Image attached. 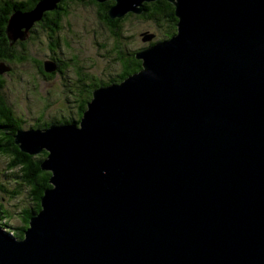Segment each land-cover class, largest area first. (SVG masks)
<instances>
[{"label":"water","instance_id":"obj_1","mask_svg":"<svg viewBox=\"0 0 264 264\" xmlns=\"http://www.w3.org/2000/svg\"><path fill=\"white\" fill-rule=\"evenodd\" d=\"M58 1L14 11L9 38ZM114 1L120 18L155 0ZM168 1L178 31L139 71L79 123L16 133L52 186L24 237L0 223V264H264V0Z\"/></svg>","mask_w":264,"mask_h":264},{"label":"trees","instance_id":"obj_2","mask_svg":"<svg viewBox=\"0 0 264 264\" xmlns=\"http://www.w3.org/2000/svg\"><path fill=\"white\" fill-rule=\"evenodd\" d=\"M39 0H0V155L7 158L5 181L2 180L0 175V223L4 227H8L10 221V212L5 204L6 197L8 199L17 197L24 191L30 197V204L21 206L19 214H21L20 223L17 226L11 227L9 231L19 239L24 237V230L30 227V219L32 215L37 214L42 208V197L45 189L52 186L50 183L51 172L44 170L41 167V162L47 157L48 151L43 150L38 154H29L23 152L19 145L16 143V133L18 130L23 129V117L16 111L14 103L10 102L7 94L4 92L6 86L5 74H12L17 66L24 64L28 60L34 64L35 69L45 79H51L55 76V70H46V60L31 56L27 48V40L17 39L12 40L8 36L7 25L10 16L16 10L28 11L33 9ZM76 1L81 5L93 3L99 6V17L107 21H115L110 25L114 30L115 50L114 63L121 69V76L125 79L127 76L139 71L142 68V60L136 57L134 49L128 48L123 40V33L121 32L123 23L129 18L132 12L120 18H112L108 9L111 5L115 4L114 0H106L99 2L97 0H59L52 10L44 12L42 19L36 21L30 29L29 36L33 39L34 34H39L41 31L45 32L49 39V49L55 51L57 48H62V45L70 47L71 41V20L70 10L71 2ZM145 10L140 15L149 20L155 21L157 24L164 26V37L170 38L178 31L177 23L178 17L176 16V7L168 0H155L144 3ZM101 15V16H100ZM122 26V27H121ZM119 28V30H118ZM28 39V40H29ZM31 39V40H32ZM62 53H65L61 49ZM112 51V52H113ZM57 58V56H55ZM74 64V75L80 85H85L84 88L76 90L74 94L76 98V119L67 118H54L50 121L45 119V110L39 113L37 117L38 123L31 127L47 128L52 123L57 122H77L81 121L84 111L88 108V103L93 97V91L96 86L100 84L101 76L93 73H88L83 76L80 66L75 63L77 55L71 54L70 57ZM66 64V63H65ZM7 180V181H6ZM15 180V181H14ZM16 186H14V183ZM8 183V185H7Z\"/></svg>","mask_w":264,"mask_h":264},{"label":"rangeland","instance_id":"obj_3","mask_svg":"<svg viewBox=\"0 0 264 264\" xmlns=\"http://www.w3.org/2000/svg\"><path fill=\"white\" fill-rule=\"evenodd\" d=\"M70 5L69 18L72 29L69 38L71 44L70 47L62 45L61 49L65 53H62L60 48H57L54 52L51 51L48 47V36L43 31L32 35V40L29 39V31L24 38V40H27L30 55L46 60V63L55 69V76L51 79H45L29 60L17 66L12 74H5L6 86L4 92L10 102L14 103L16 111L23 117V129L36 125L38 123L37 117L42 110H45L46 113L44 120L50 121L54 118L76 119L77 101L74 96L76 92L71 93L70 91L71 83L78 78L74 75L76 66L72 64L67 67L65 64L72 53L77 55L75 64L82 68L83 76L93 73L107 78L109 75L118 72L119 66L111 60L115 55V50L113 52L111 50L115 45L114 35L108 26L103 28L97 6L93 3L81 5L76 1L71 2ZM140 15L132 12L123 23V27L121 26V32L124 36L121 40L122 44L126 43L129 49H134L137 52L165 39L164 26ZM146 35H154L152 41L144 40ZM107 85L110 84L100 85L97 88ZM6 165L7 158L0 155V175L3 181L6 179ZM15 186L16 183L11 187L14 188ZM30 202V197L26 191L17 197L10 199L6 197L5 204L11 214L9 225L6 227L8 231H11V227L20 223L22 217L19 214L21 206L29 205Z\"/></svg>","mask_w":264,"mask_h":264},{"label":"flooded vegetation","instance_id":"obj_4","mask_svg":"<svg viewBox=\"0 0 264 264\" xmlns=\"http://www.w3.org/2000/svg\"><path fill=\"white\" fill-rule=\"evenodd\" d=\"M97 6V12H98V10L100 9L99 8V6L98 5H96ZM98 14H99V12H98ZM101 16V15H100ZM102 19V21H101V23H102V26H103V28L106 26H108L109 27V29L112 31V33H114V30H112L111 28H110V25H112L113 23L115 24V21L114 20H112V21H107V20H105V19H103V18H101ZM105 24V25H104ZM112 51H113V48L111 49ZM112 61H114V58L113 59H111ZM66 62V66L67 67H69V63H71V62H73L72 60H71V58H69L67 61H65ZM59 67L62 69V67H61V65L59 64ZM68 69V68H67ZM120 72H121V69H120V67H118V72L116 73V74H114L113 73V75H109L107 78H104V77H102L101 76V82H100V84L98 85V86H100V85H104V84H111V83H118V82H120V81H122L124 78L121 76V74H120ZM84 86L85 85H80V84H78V82L77 81H73L72 83H71V85H70V91H71V93L72 92H76V90L78 89H80L79 87H81L82 89H87L88 87H86V88H84ZM98 86H96L94 89H96ZM78 87V88H77ZM75 88H77V89H75Z\"/></svg>","mask_w":264,"mask_h":264}]
</instances>
